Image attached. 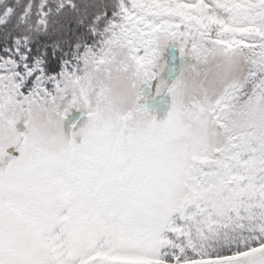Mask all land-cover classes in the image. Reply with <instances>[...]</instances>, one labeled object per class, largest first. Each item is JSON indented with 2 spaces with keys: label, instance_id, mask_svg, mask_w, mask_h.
Wrapping results in <instances>:
<instances>
[{
  "label": "snow or ice",
  "instance_id": "1",
  "mask_svg": "<svg viewBox=\"0 0 264 264\" xmlns=\"http://www.w3.org/2000/svg\"><path fill=\"white\" fill-rule=\"evenodd\" d=\"M0 264H264V0H0Z\"/></svg>",
  "mask_w": 264,
  "mask_h": 264
}]
</instances>
